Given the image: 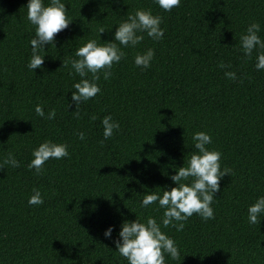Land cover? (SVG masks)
I'll return each mask as SVG.
<instances>
[{
  "label": "trees",
  "instance_id": "16d2710c",
  "mask_svg": "<svg viewBox=\"0 0 264 264\" xmlns=\"http://www.w3.org/2000/svg\"><path fill=\"white\" fill-rule=\"evenodd\" d=\"M62 2L71 23L33 73L27 0H0V264H127L104 230L114 225L115 239L122 219L135 215L159 223L163 209L141 208L142 195L175 186L169 176L187 166L201 131L230 171L214 193L213 218L193 214L181 231L162 226L179 250L165 264H264V214L255 224L247 219L248 206L264 196V69L255 68L257 50L245 56L240 46L252 23L264 40V0H180L170 11L155 0ZM138 9L161 17L162 39L145 33L135 47L121 46L111 76L97 81L101 92L74 115L71 86L80 77L62 62L89 39L99 42L100 28L101 41L111 40ZM148 48L154 57L142 70L134 58ZM37 104L55 117L37 116ZM106 115L119 124L108 139ZM46 140L68 145L69 155L50 158L37 174L28 164ZM9 152L18 167L3 163ZM34 189L43 204H28Z\"/></svg>",
  "mask_w": 264,
  "mask_h": 264
},
{
  "label": "clouds",
  "instance_id": "9594fccd",
  "mask_svg": "<svg viewBox=\"0 0 264 264\" xmlns=\"http://www.w3.org/2000/svg\"><path fill=\"white\" fill-rule=\"evenodd\" d=\"M165 11H170L178 6L180 0H155ZM62 0H49L47 6L44 0H27V20L34 26V38L29 43L31 46V57L27 68L34 73L36 69H42L44 64L45 46L55 47V35L66 29L71 23L67 18V10ZM161 17L153 15L150 10H136L134 15H128L115 26L112 39L102 42L100 34L105 33L104 28L98 29L99 42L89 39L75 50V58L62 62V67L70 64L72 71L80 77L78 82L72 84L71 103L75 105L74 115L79 116V107L83 102L95 97L101 92L97 81L101 74L107 80L111 76V68L114 63H119L124 57L123 47H135L145 34L155 40L162 39L164 30L160 27ZM260 25L250 24L246 34L240 37V46L245 56H250L253 50H257V70L264 69V40L258 35ZM82 39V38H79ZM154 57V51L148 48L145 52L138 53L134 58V64L142 70L147 69ZM58 70V69H57ZM89 74H91L89 76ZM72 75V72L69 73ZM225 76L235 80V72H225ZM37 116L46 119L55 117V109L45 113L41 105L34 107ZM95 119V117H93ZM103 138L112 137L113 131L119 128L118 122L111 115L102 118ZM78 138L83 140L84 133L79 132ZM193 147L196 151L191 152L187 159V166L177 168L175 174L169 176L175 186H165L162 194L156 191H148L142 195L139 202L141 208H147L156 204L163 209L159 223L157 219L148 216L142 222L135 215L134 220L122 219L116 238H112L114 225H109L103 232L105 239H112L115 251L123 257L127 264H165L166 255L175 259L179 255L175 241L163 232L164 228L173 227L176 231L184 228V222L193 214L202 219H211L214 216L211 204L214 193L219 190V181L222 176L229 173V169L221 170V152L210 150L207 145L212 143L211 137L206 132H195L192 136ZM68 145L54 143L46 140L34 148L32 159L28 164L29 169H34L37 174L43 170V165L50 158L61 159L68 157ZM11 167H18L19 162L11 152L3 161ZM190 183H185L189 178ZM29 205L43 204V198L39 190L34 189L28 199ZM132 213V212H131ZM264 214V196H259L256 201L247 208V219L250 224L258 222V218ZM121 216L123 214L121 213ZM261 221V220H260ZM259 221V223H260Z\"/></svg>",
  "mask_w": 264,
  "mask_h": 264
}]
</instances>
